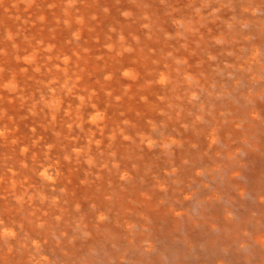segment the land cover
Segmentation results:
<instances>
[{"label":"bare ground","instance_id":"obj_1","mask_svg":"<svg viewBox=\"0 0 264 264\" xmlns=\"http://www.w3.org/2000/svg\"><path fill=\"white\" fill-rule=\"evenodd\" d=\"M263 5L0 0V264H263Z\"/></svg>","mask_w":264,"mask_h":264},{"label":"rangeland","instance_id":"obj_2","mask_svg":"<svg viewBox=\"0 0 264 264\" xmlns=\"http://www.w3.org/2000/svg\"><path fill=\"white\" fill-rule=\"evenodd\" d=\"M253 13L254 16H257V17H262L263 18V15H264V5L263 6H260V7H256L254 9H252L251 11ZM263 31H264V20H263ZM242 27L243 29L245 30H248L249 27H250V24L247 22L246 24H242ZM254 39V38H253ZM247 43V42H246ZM246 51V50H245ZM262 56V55H261ZM227 78L228 79H231L232 78V75H227ZM263 80H264V74H263ZM261 129L264 130V124L263 126L261 127ZM240 155L242 157H245L244 153L240 152ZM260 174L261 176L264 177V170L260 171ZM200 178L202 179H206V174L203 172V171H200ZM248 176L246 177L244 174L241 175V177H239V181L240 182H243L248 186H250V183L248 182L247 180ZM210 184V185H209ZM208 184V189H211L212 185L211 183ZM199 187V186H198ZM194 185L193 187V190H196V188H198ZM233 188L231 187L230 188V191H232ZM251 191V190H250ZM246 191L244 193V197L242 196V198H238V197H226V195H222L219 199V202L222 203V206L223 207H226L228 210L227 214L229 215L230 219L232 221H242L243 219L246 220V216H249L251 219H257L259 217V214H260V211L258 210L259 208L258 207H264V192L261 194V195H258L256 193H253L252 191ZM191 198H190V201L189 203L190 204H193L192 208V213L195 214L196 210L194 209V207L196 206V199H197V195H190ZM261 200V201H260ZM188 201V200H187ZM195 205V206H194ZM211 215L213 213H210ZM216 219V218H215ZM215 222H218L217 220H214ZM182 222H185V221H182ZM203 224V223H202ZM217 224V223H216ZM219 228V224L217 226H215V230H217ZM247 232H246V235L247 237L249 236V234L251 235V229L248 227L247 228ZM185 234V225L183 224L181 226V228L179 229V236L181 235H184ZM182 241L181 242H184V244H186L185 242H192L194 241L192 238H188L187 236H182ZM186 240V241H184ZM190 240V241H189ZM180 242V240H179ZM264 246V245H263ZM239 248L242 250V251H248L250 249L249 245H248V242L244 239H241V242L239 243ZM264 248V247H263ZM253 259H256V258H253ZM264 264V261L262 262Z\"/></svg>","mask_w":264,"mask_h":264},{"label":"clouds","instance_id":"obj_3","mask_svg":"<svg viewBox=\"0 0 264 264\" xmlns=\"http://www.w3.org/2000/svg\"><path fill=\"white\" fill-rule=\"evenodd\" d=\"M105 11H107V9H105ZM123 15L128 16L129 13H128V12H124ZM123 75L127 77V76L130 75V73L127 72V71H125V72L123 73ZM105 79H106V80H110V79H111V76L108 75V76L105 77ZM98 118H99V117L97 116V117H93L92 119H93V121H94V120H96V119H98ZM3 135H4V132H3L2 130H0V136H3ZM41 175L45 176V177L48 178V179H51V177L47 176V169H46L43 173H41Z\"/></svg>","mask_w":264,"mask_h":264}]
</instances>
